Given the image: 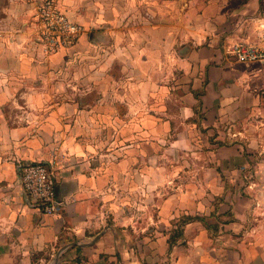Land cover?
Segmentation results:
<instances>
[{
  "label": "crops",
  "instance_id": "obj_1",
  "mask_svg": "<svg viewBox=\"0 0 264 264\" xmlns=\"http://www.w3.org/2000/svg\"><path fill=\"white\" fill-rule=\"evenodd\" d=\"M61 3L95 38L85 31L74 48L46 54L35 40L34 4L0 0V264H264V211L252 193L221 191L218 177L204 179L212 191L185 181L166 193L164 177L152 184L148 154L158 157L167 142L176 152L204 148L208 166L247 162L238 134L264 114V62L229 49L264 43V0ZM70 68L92 83L91 104L85 93L58 89ZM41 83L47 88L28 100L48 103L42 120L10 121L16 90ZM59 118H76L77 133L86 119L95 135L106 132L109 161L89 166L96 143L69 136L67 126L55 131ZM54 134L75 163L58 177L60 210L47 213L27 195L20 168L52 158Z\"/></svg>",
  "mask_w": 264,
  "mask_h": 264
},
{
  "label": "rangeland",
  "instance_id": "obj_2",
  "mask_svg": "<svg viewBox=\"0 0 264 264\" xmlns=\"http://www.w3.org/2000/svg\"><path fill=\"white\" fill-rule=\"evenodd\" d=\"M84 26L86 27L85 24ZM88 29L89 28L86 27L85 31H88ZM90 31L91 30L88 31L89 38H95L90 36ZM75 56L76 55H74V57ZM86 58H90L92 60V55L90 54L86 56ZM70 59L72 60V58ZM69 64L74 65L75 63L73 64V62H71ZM81 70L70 68V73L67 74L66 79H64L65 81L63 82V86H59L58 89L62 88L63 93H65L68 97H74L81 93H85L89 99L86 104L89 105L92 103V83L87 82V84H84L83 81H81L83 78L81 76L83 70ZM38 81L42 82V78H39ZM46 88L47 87H45L42 83L37 86L22 85L21 87H19L16 92L21 101L12 103L14 105V108H16L18 111V116H15V118L13 119L10 118V121L25 122L32 120H42V118H40V112L46 109L48 103L45 102L41 105L34 102L32 103L28 100V96L29 92H33V90H45ZM119 104V108L123 109L124 102L121 101ZM34 112H37V115L40 116L35 117ZM262 112L263 111L253 115V118H255L254 123L256 122L255 124H248L247 127L240 126L242 130L246 132L245 134H238V136L244 138V152L248 157L247 162L244 165H221L217 164V160H214L212 162V165L208 166L206 161L208 159H206L207 152L204 150V148H202L203 150L197 148L196 151L189 150L176 152L171 149H167V142H162V146H164L165 148L158 150V157L155 155L157 153L156 150L148 151V154L151 155L149 157V177H154V179L152 180V184L156 186L157 177H164L163 183L159 179L158 184L163 185V187L161 188L166 193H168V191L170 190L182 189L185 186V181L191 183L193 186L198 187L199 189L205 187V189H207L208 191H212L214 189L212 188V186H214V182H205L204 179L205 177H218L220 182L217 185L221 187V191L241 190L245 193H252V204L260 210L263 209L262 211H264V193L261 194L258 190L259 186L264 189V123L260 124L261 121H264V114ZM86 120V130L83 133H77V130L74 129L77 123L76 118H59L53 121V125L55 127V131H60L59 129L62 125L65 127L67 126L69 127V136H76L77 138H81L85 143H96V145L98 144V146L95 145L96 150L94 149V151H86V156L89 159L88 165L94 167V159L97 160V162L99 161V164L101 166L105 165L106 162H108L112 157L110 155L111 150L109 148V146L111 145L109 142V135L104 131L101 132V134L95 135L94 130L92 129L91 121L88 119ZM258 131L259 134L261 133V131H263V136L261 134L259 135L257 133ZM53 136V141L51 142V144H48V146L50 147L49 154L52 155V158H48V161H43L47 162L48 165L52 163L56 170L57 176L61 177L63 174V170L66 167H72V165H74L75 163V160L68 158L70 150H68V147L66 148L64 144L60 142L61 135L54 134ZM98 137H100L99 141L97 140ZM234 137L236 138L237 136ZM234 137L232 136V138ZM167 139L168 137L164 138L163 141H167ZM228 141H230L228 138L224 140V142ZM251 141H255L259 146L255 148H251L250 146L248 147L246 143H251ZM215 153L220 154V158L221 156L223 158L226 157L224 153L218 151H215ZM120 155L121 154H116L117 157ZM187 182L186 184H188ZM257 194L259 196H262L259 197ZM181 220L182 217L178 221Z\"/></svg>",
  "mask_w": 264,
  "mask_h": 264
},
{
  "label": "built area",
  "instance_id": "obj_3",
  "mask_svg": "<svg viewBox=\"0 0 264 264\" xmlns=\"http://www.w3.org/2000/svg\"><path fill=\"white\" fill-rule=\"evenodd\" d=\"M27 1L35 6V40L42 51L52 54L74 48L86 27L69 15L61 0ZM261 29L264 37V23ZM229 52L242 61H264V43L238 41L231 45ZM20 178L27 195L44 212L56 213L60 210L58 176L52 163L48 165L43 160L24 162L21 164Z\"/></svg>",
  "mask_w": 264,
  "mask_h": 264
},
{
  "label": "trees",
  "instance_id": "obj_4",
  "mask_svg": "<svg viewBox=\"0 0 264 264\" xmlns=\"http://www.w3.org/2000/svg\"><path fill=\"white\" fill-rule=\"evenodd\" d=\"M185 220V219H184ZM179 235V232L177 233V235L176 236H178ZM174 239H176V237H174Z\"/></svg>",
  "mask_w": 264,
  "mask_h": 264
}]
</instances>
